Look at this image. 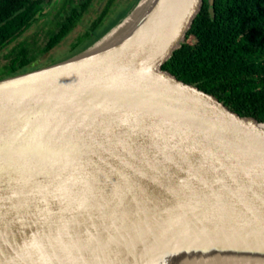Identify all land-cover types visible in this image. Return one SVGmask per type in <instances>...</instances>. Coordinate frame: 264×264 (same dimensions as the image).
<instances>
[{"label": "water", "instance_id": "obj_1", "mask_svg": "<svg viewBox=\"0 0 264 264\" xmlns=\"http://www.w3.org/2000/svg\"><path fill=\"white\" fill-rule=\"evenodd\" d=\"M142 2L0 79V264H264V123L162 70L202 0Z\"/></svg>", "mask_w": 264, "mask_h": 264}, {"label": "trees", "instance_id": "obj_2", "mask_svg": "<svg viewBox=\"0 0 264 264\" xmlns=\"http://www.w3.org/2000/svg\"><path fill=\"white\" fill-rule=\"evenodd\" d=\"M62 1L69 3L62 33L65 35L92 5V0ZM113 1L107 0L95 26L106 17ZM138 1H132L118 21L103 33L113 28ZM46 2L0 0V51L29 29L38 14H44ZM190 38L197 42L191 50L186 43ZM20 59L19 54L12 56L6 77L19 74L26 64ZM162 70L214 96L240 116L264 123V0H213V6L209 0H202L181 45L164 62Z\"/></svg>", "mask_w": 264, "mask_h": 264}, {"label": "flooded vegetation", "instance_id": "obj_3", "mask_svg": "<svg viewBox=\"0 0 264 264\" xmlns=\"http://www.w3.org/2000/svg\"><path fill=\"white\" fill-rule=\"evenodd\" d=\"M65 2L66 1L57 3V1L55 0H47L45 8L47 6L48 10L51 11V13L49 14L47 12V8L44 9V14L43 15L38 14L36 16L37 18L32 22L29 28L31 29L33 25H35L41 19H45L44 25H41L43 27L42 30L43 29L44 30H43V36L40 37L39 39V41H41L40 45L37 44L36 36L31 41L28 40L27 38H24V34L29 29L23 31L19 36L15 38V40L12 41V43L15 42V45L7 53L8 55H6L7 57L6 62L2 65L0 69V77H6L7 75L6 66L10 62L12 56L18 54L21 56L20 60L26 63L22 69L20 68L18 73H23L38 68L41 69V67L51 66L59 62L58 53L60 51L58 52L56 51V49H59L60 47L58 45L61 44V42H63V40L67 38L68 34L80 23L83 15L89 9L88 7L87 10L80 17L78 22L74 25V27H72L70 31H68L65 35H62L64 30L63 27L67 24L65 22L68 16V13L66 11L69 10V3H65ZM99 15L100 12L98 13V17ZM48 16H51V18L49 19ZM98 17L91 21L90 26L85 30L84 33L79 34L72 41L68 43L67 47L70 54L71 53L75 54L74 52L77 53L85 49L88 45L91 44V42H93L98 37V35L105 32L106 29L111 26L112 23L105 25L106 17L100 23H98L97 26H95ZM52 42L55 43L51 45V47L49 48Z\"/></svg>", "mask_w": 264, "mask_h": 264}, {"label": "rangeland", "instance_id": "obj_4", "mask_svg": "<svg viewBox=\"0 0 264 264\" xmlns=\"http://www.w3.org/2000/svg\"><path fill=\"white\" fill-rule=\"evenodd\" d=\"M132 1H134V0H114L111 4L110 9L108 11V14L106 16L105 25L113 23L114 21L117 22L118 21L117 18L120 16V14L125 9H127V7L130 5V3ZM59 2H61V1H59ZM106 2H107V0H92V5L89 7V9L83 15L80 23L68 34L67 38L65 40H63V42H61V44L58 45L60 47H59V49H56V51L57 52L60 51L58 53L59 54V56H58L59 62L67 60L73 56L78 55L80 52L84 51L88 47L87 46L85 49H83L77 53L74 52L75 54H73V53L70 54L68 51L67 45L76 36L85 32V30L90 26L91 21L98 17V13L102 11ZM46 8H47V12L50 14L51 11L48 10L47 6H46ZM132 8H130V10ZM48 17H49V19L51 18V16H48ZM44 22H45V19H41L40 21H38L35 25H33V27L31 29H29L24 34V38H27L28 40L31 41L36 36L37 44L40 45L41 41H39V39H40V37L43 36V30H44V29L42 30L43 27L41 25H44ZM186 43L189 45V50L193 49L197 45V42L194 41V39H192V38L188 39L186 41ZM14 45H15V42L11 43L4 50L0 51V69H1L2 65L6 62V59H7L6 55H8L7 53L12 49V47ZM41 68H44V67H41ZM38 69H40V68H38ZM34 70H37V69H34ZM30 71H33V70H29L26 72H30Z\"/></svg>", "mask_w": 264, "mask_h": 264}, {"label": "bare ground", "instance_id": "obj_5", "mask_svg": "<svg viewBox=\"0 0 264 264\" xmlns=\"http://www.w3.org/2000/svg\"><path fill=\"white\" fill-rule=\"evenodd\" d=\"M146 1L147 0H143L142 5L144 3V5L147 6L148 3ZM114 38H112V39H114ZM112 39H110V40H112ZM97 60H99V59H97ZM217 255H220V254H217ZM231 259L232 258L229 255H227V254H221L220 259H217L215 262H213V261H210L209 263H206L205 261H203V262L199 261L198 262V257H197L196 260H192L189 263L190 264H232L231 262L229 263V261H225V260H231ZM179 264H185V263L181 259L179 261Z\"/></svg>", "mask_w": 264, "mask_h": 264}]
</instances>
